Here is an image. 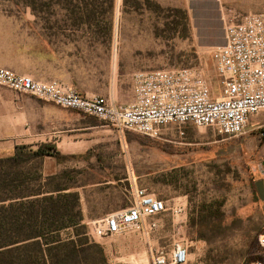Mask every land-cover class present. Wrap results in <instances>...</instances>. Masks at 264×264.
Segmentation results:
<instances>
[{"label": "rangeland", "instance_id": "374dc122", "mask_svg": "<svg viewBox=\"0 0 264 264\" xmlns=\"http://www.w3.org/2000/svg\"><path fill=\"white\" fill-rule=\"evenodd\" d=\"M83 9L98 10L97 28L71 26ZM17 12L68 27L66 35L77 39L74 49L98 75L95 87L103 94L115 83L127 99L137 72L190 67L219 97L213 52L225 42V22L264 13V0H0V17ZM20 95L69 112L65 125L74 130L76 148L67 150L78 156L62 164L48 157L24 164L31 189L46 182L47 190L71 188L80 195L83 218L111 206H131L138 189L184 208L179 217L168 213L158 230L112 239L94 237L91 223L84 222L91 243L104 248L107 264H150L154 250L180 240L191 246L189 264H245L256 258L264 230V201L257 189L264 180V137L257 131L264 126V112L235 138L175 124L152 138ZM11 146L0 143V157L13 155ZM71 236L72 230L62 235Z\"/></svg>", "mask_w": 264, "mask_h": 264}, {"label": "built area", "instance_id": "2783aa9c", "mask_svg": "<svg viewBox=\"0 0 264 264\" xmlns=\"http://www.w3.org/2000/svg\"><path fill=\"white\" fill-rule=\"evenodd\" d=\"M224 29L225 42L213 52L219 97H214L206 77L190 67L137 72L135 100L129 106H118L103 96H83L59 81L39 82L5 69H0V86L152 138H159L171 124L239 137L246 133L252 117L264 112V13L230 20ZM257 131L264 137V126ZM183 212L182 206H169L138 189L131 206L91 222V232L94 237L112 239L131 231H154L163 226L168 213L175 218ZM258 245L251 264H264V230ZM190 249L183 240L175 241L168 249L154 250L150 264H189Z\"/></svg>", "mask_w": 264, "mask_h": 264}, {"label": "crops", "instance_id": "0c3cea01", "mask_svg": "<svg viewBox=\"0 0 264 264\" xmlns=\"http://www.w3.org/2000/svg\"><path fill=\"white\" fill-rule=\"evenodd\" d=\"M29 15L17 12L0 17V69L39 82L59 81L83 96H103L118 106L134 102V75L129 98H122L115 83L101 93L95 87L98 75L84 62L79 48L74 49L77 39L66 35L63 25L43 24L36 13L33 12L35 17ZM69 115L55 105L28 99L0 86V143H10L11 152L16 146L38 148L51 143L62 154L71 155L67 149L72 151L76 146L74 130L66 129L69 126L65 125ZM122 209L125 208L111 206L97 214L85 215L84 222L102 220Z\"/></svg>", "mask_w": 264, "mask_h": 264}, {"label": "trees", "instance_id": "16d2710c", "mask_svg": "<svg viewBox=\"0 0 264 264\" xmlns=\"http://www.w3.org/2000/svg\"><path fill=\"white\" fill-rule=\"evenodd\" d=\"M83 10L71 26L97 28L98 10ZM47 157L62 164L78 156L64 155L47 143L16 146L13 155L0 157V264H107L104 248L88 238L77 192L60 186L47 190V182L35 189L26 184L21 167ZM68 230L73 236L64 239Z\"/></svg>", "mask_w": 264, "mask_h": 264}, {"label": "water", "instance_id": "95a60500", "mask_svg": "<svg viewBox=\"0 0 264 264\" xmlns=\"http://www.w3.org/2000/svg\"><path fill=\"white\" fill-rule=\"evenodd\" d=\"M263 174H264V164L262 166ZM257 189L261 199L264 201V180H261L257 183Z\"/></svg>", "mask_w": 264, "mask_h": 264}]
</instances>
